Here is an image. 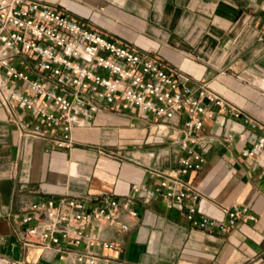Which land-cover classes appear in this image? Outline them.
<instances>
[{"label":"crops","instance_id":"obj_1","mask_svg":"<svg viewBox=\"0 0 264 264\" xmlns=\"http://www.w3.org/2000/svg\"><path fill=\"white\" fill-rule=\"evenodd\" d=\"M38 1L66 8L109 38L205 82L243 115L264 122V0ZM211 110L200 132L207 160L187 177L199 194L198 213L226 221V209L236 203L248 206L256 220L200 230L159 198L136 201V217H119L126 229L114 224L102 231L118 247L102 250L95 264H264V146L255 157L240 155L259 131L218 106ZM94 119L73 130L72 149L57 150L19 135L0 105V264H88L72 253L59 259L23 244L20 219L27 205L80 197L89 211L95 198L125 197L133 184L154 185L174 168L182 120L155 122L134 110H102Z\"/></svg>","mask_w":264,"mask_h":264},{"label":"built area","instance_id":"obj_2","mask_svg":"<svg viewBox=\"0 0 264 264\" xmlns=\"http://www.w3.org/2000/svg\"><path fill=\"white\" fill-rule=\"evenodd\" d=\"M0 105L19 135L48 141L57 150L72 149L73 130L90 127L102 110H134L155 122L178 118L183 124L177 140L181 154L158 183L133 184L132 193L119 199L95 198L97 205L89 211L80 197L29 203L20 219L26 225L21 232L26 246L37 244L59 259L72 253L76 262L95 264L102 250L118 247L105 239L104 228L119 224L126 229L119 217H136V201L156 198L184 211L189 224L200 230L233 227L238 218L256 220L248 206L236 203L226 209V221L199 214V194L187 177L207 160L200 132L203 115L212 117V106L259 131L258 140L240 151L242 157L260 153L264 122L243 115L205 82H193L159 58L109 38L66 8L38 0H0Z\"/></svg>","mask_w":264,"mask_h":264}]
</instances>
